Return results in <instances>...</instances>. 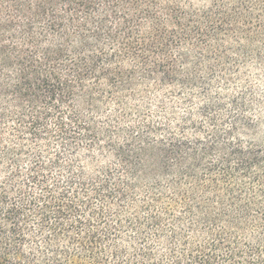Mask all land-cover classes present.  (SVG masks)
I'll return each instance as SVG.
<instances>
[{
    "label": "trees",
    "instance_id": "1",
    "mask_svg": "<svg viewBox=\"0 0 264 264\" xmlns=\"http://www.w3.org/2000/svg\"><path fill=\"white\" fill-rule=\"evenodd\" d=\"M264 0H0V264H264Z\"/></svg>",
    "mask_w": 264,
    "mask_h": 264
},
{
    "label": "rangeland",
    "instance_id": "2",
    "mask_svg": "<svg viewBox=\"0 0 264 264\" xmlns=\"http://www.w3.org/2000/svg\"><path fill=\"white\" fill-rule=\"evenodd\" d=\"M262 143L264 144V129H263V133L261 134V139Z\"/></svg>",
    "mask_w": 264,
    "mask_h": 264
}]
</instances>
